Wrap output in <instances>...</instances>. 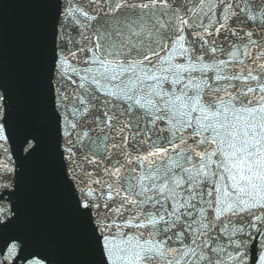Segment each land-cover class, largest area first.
I'll list each match as a JSON object with an SVG mask.
<instances>
[{"label":"snow or ice","instance_id":"6c2138e0","mask_svg":"<svg viewBox=\"0 0 264 264\" xmlns=\"http://www.w3.org/2000/svg\"><path fill=\"white\" fill-rule=\"evenodd\" d=\"M0 3V264H264V0Z\"/></svg>","mask_w":264,"mask_h":264},{"label":"water","instance_id":"95a60500","mask_svg":"<svg viewBox=\"0 0 264 264\" xmlns=\"http://www.w3.org/2000/svg\"><path fill=\"white\" fill-rule=\"evenodd\" d=\"M5 0H0L4 3ZM35 10L24 0H7L3 19L8 36L10 55H14L27 25L33 19Z\"/></svg>","mask_w":264,"mask_h":264}]
</instances>
